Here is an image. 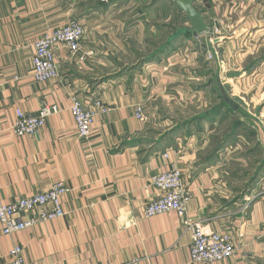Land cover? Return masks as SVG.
Here are the masks:
<instances>
[{
    "label": "crops",
    "instance_id": "crops-1",
    "mask_svg": "<svg viewBox=\"0 0 264 264\" xmlns=\"http://www.w3.org/2000/svg\"><path fill=\"white\" fill-rule=\"evenodd\" d=\"M194 6L208 26L205 33L221 31L212 44L230 68L218 72V81L204 57L207 42L185 41L195 34L181 32L190 25L174 0H0V202L42 193L54 181L69 189L61 198L63 217L10 235L0 224V263L18 244L25 264H264V155L248 182L244 161L231 155L244 125L240 117L229 121L240 111L210 107L217 98L213 84L245 91L264 79V0H195ZM71 19L85 29L80 51L73 56L58 46L59 77L34 81L33 42ZM157 34L165 37L161 47L149 60H135ZM178 42L190 50L171 68L163 58L171 61L165 54ZM72 94L84 103L97 98L109 109L96 118L87 140L77 136L69 114ZM257 97L264 99V91ZM171 101L181 108L164 107ZM183 101L206 107L187 114ZM43 103L60 111L38 133L16 136L15 110L36 114ZM139 104L144 121L134 116ZM260 109L264 117V104ZM181 119L175 130L166 123ZM248 127L262 137L256 144L264 151V124ZM173 166L190 195L185 216L144 217L158 197L150 177ZM193 222L229 232L233 255L193 262L187 227Z\"/></svg>",
    "mask_w": 264,
    "mask_h": 264
},
{
    "label": "built area",
    "instance_id": "built-area-1",
    "mask_svg": "<svg viewBox=\"0 0 264 264\" xmlns=\"http://www.w3.org/2000/svg\"><path fill=\"white\" fill-rule=\"evenodd\" d=\"M111 0H102L109 3ZM84 26L71 19L60 27L49 31L33 42L31 76L34 81L44 83L59 77L55 60L58 46L67 49L70 55H77L84 36ZM92 52H85L91 55ZM69 114L73 119L77 136L81 140L90 137L96 118L109 109L97 98L84 103L77 94L70 96ZM60 111L55 104L43 103L36 114L15 110L12 132L16 136L34 135L44 126L51 115ZM134 116L144 121L146 116L141 104L134 106ZM163 156L167 158V154ZM150 184L158 191V197L149 202L144 209V217L150 218L162 213L175 212L179 218L186 214L189 192L183 184L182 172L173 166L150 177ZM69 192L61 181H54L42 193L20 197L7 203L0 202V224L2 233H18L37 223L51 221L64 216L61 198ZM191 232L190 259L193 262L215 263L229 259L234 253L232 236L226 231H208L200 222L187 224ZM0 264H25L23 249L15 244L8 252L7 260Z\"/></svg>",
    "mask_w": 264,
    "mask_h": 264
},
{
    "label": "rangeland",
    "instance_id": "rangeland-1",
    "mask_svg": "<svg viewBox=\"0 0 264 264\" xmlns=\"http://www.w3.org/2000/svg\"><path fill=\"white\" fill-rule=\"evenodd\" d=\"M154 23V22H152ZM154 28L158 33V29H157V24L154 23ZM161 32V31H160ZM210 36L208 38V41L204 40V37ZM221 36V31L216 27H214L210 32L207 33H203L201 35H197V36H185L184 39L185 41L188 40V38H191V40L189 41L192 45H202L205 44L206 42L209 45V48L204 50V57L205 60L211 64H213L215 66V75H214V79H217V75L218 72H222L223 73H228L227 71L230 68V61L227 60L224 56V53L222 51V49L220 47H216V45L212 44V39H217ZM154 41L152 43V45H147L144 44L143 47L140 48L141 52H138L135 54V60H140L139 62L142 61H146L147 57L149 60L150 57H152L155 54V50L157 47H161L162 43L165 41V37L162 34H157L155 36V38H152ZM177 44V43H176ZM179 46L178 48H176L175 52H171L170 54H165L168 55L171 58V61L167 62L168 58H163V63H167V65L171 68H175V67H179V64L175 63V62H184V61H180V59H186L185 55H188L189 53V48L184 47L182 42H178ZM164 45V44H163ZM182 45V46H181ZM174 56V57H173ZM164 57V56H162ZM173 57V58H172ZM170 60V59H169ZM156 63V62H154ZM159 64V63H157ZM156 64V65H157ZM186 65V64H184ZM161 66V65H159ZM186 67V66H184ZM264 75V74H263ZM262 80V83H261ZM218 81V79H217ZM257 82V83H256ZM252 81L250 84L248 83V85H246L247 90H242V87H240L239 85L237 86H230L229 84L226 85H217L216 83L213 84L212 86V91L211 93H213V95L217 96L216 99L212 98L210 101V107L211 106H215L216 105H228L231 109L235 110L237 109V111L240 112H235L234 114H237L236 117H232L230 118V123H233L234 121H236L237 117H240L242 119V125H244L243 129H241V131L239 132V136L236 138V141L238 143H236V148L233 149L231 155L232 156H236L237 158L242 159V161H244V168H243V173H244V177L245 179L249 180L251 178L254 177L257 169L259 170V163L263 162V155H264V151L259 147L258 144H256V140L257 139H262V137L259 135V133H257L254 128L248 127L250 125L254 126L256 125V123L258 124H264V117H260L261 115V109L259 110V107H261V105L263 106L264 104V99H260L259 96V92L264 91V79L263 77H261L259 79V81ZM203 88L204 85H203ZM205 91V90H204ZM257 94V96H254V94ZM213 97V96H211ZM252 98V100H251ZM170 103L172 104H167L164 107H171L173 110L174 108H181V105H174V101H171ZM184 105H183V110L187 111V114H189V111L191 109H201V107L205 108L204 106H200L197 105L196 103L194 104H190L187 101H183ZM212 104V105H211ZM236 107V108H235ZM181 111V109H180ZM163 114H166L165 111H163ZM183 115V112H181ZM158 118V120L161 119V116L156 115ZM177 121V120H176ZM258 121V122H257ZM261 121V122H260ZM174 122V121H173ZM171 123L166 121V123H168V125H174L172 126V130L177 129V127L181 124V122H184L181 120H178V123ZM225 123H227V121H225ZM167 125V124H166Z\"/></svg>",
    "mask_w": 264,
    "mask_h": 264
},
{
    "label": "water",
    "instance_id": "water-1",
    "mask_svg": "<svg viewBox=\"0 0 264 264\" xmlns=\"http://www.w3.org/2000/svg\"><path fill=\"white\" fill-rule=\"evenodd\" d=\"M176 6L187 15L190 25L189 29H183L181 32L187 33L193 31L195 36L201 35L207 31L208 26L204 23L200 12L195 8V0H174Z\"/></svg>",
    "mask_w": 264,
    "mask_h": 264
},
{
    "label": "trees",
    "instance_id": "trees-1",
    "mask_svg": "<svg viewBox=\"0 0 264 264\" xmlns=\"http://www.w3.org/2000/svg\"><path fill=\"white\" fill-rule=\"evenodd\" d=\"M220 107H221V105H220Z\"/></svg>",
    "mask_w": 264,
    "mask_h": 264
}]
</instances>
